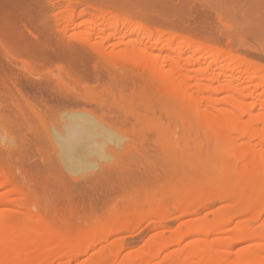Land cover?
<instances>
[{"label":"bare ground","instance_id":"6f19581e","mask_svg":"<svg viewBox=\"0 0 264 264\" xmlns=\"http://www.w3.org/2000/svg\"><path fill=\"white\" fill-rule=\"evenodd\" d=\"M123 5L0 0V122L10 121L9 112L21 115L24 150L21 183L0 158V191L6 189L0 204L17 194L25 214L0 211V264H69L63 260L89 254L102 240L151 220L164 227L177 220V213L192 215L216 198L227 202L216 213L218 232L235 222L233 236L199 238L167 252L176 241L161 232L136 252L122 255L120 241L122 246L101 248L81 264H264V243L234 248L242 239H264V227L257 231L251 222L259 221L264 202L258 215L247 216L257 207L256 190L264 187V111L254 113L264 91L245 84L264 83V65L235 53L245 43L230 47L229 38V48L209 44L227 37L223 31L228 30L213 38L210 32L211 39L205 33L195 38L184 35L188 29L179 23L178 29L168 10L161 8L158 16ZM158 20L165 30L154 29ZM193 31L189 35L197 34ZM15 56H21V64ZM235 64L246 68L231 79L227 72H235L238 67L229 68ZM17 65L21 72L15 71ZM219 92L227 95L218 97ZM250 98L259 101L247 102ZM38 133L59 152L74 148L100 158L88 180L78 178L77 169L61 170L60 161L36 141ZM211 135L221 142L213 145ZM194 142L201 146L193 154ZM181 149L187 156L181 153L178 164ZM42 183L60 194L75 191L68 196L67 217L46 220L47 204L31 209L39 205L35 190ZM82 194L92 198L86 201ZM205 222L192 219L191 232L212 233Z\"/></svg>","mask_w":264,"mask_h":264},{"label":"rangeland","instance_id":"374dc122","mask_svg":"<svg viewBox=\"0 0 264 264\" xmlns=\"http://www.w3.org/2000/svg\"><path fill=\"white\" fill-rule=\"evenodd\" d=\"M120 1L122 2V4H124L122 9H124V6L125 7L129 6L128 7L129 11H130V8L132 11L137 10V12L139 11V9H141L143 12H145V10H146V12L151 10V11H153V13H154V11H155V13H158V16H159L160 12H164L163 10L160 11L161 8L166 10V12L168 10L169 13H167V14H169V19L170 20L172 19L171 21L173 23L175 22L174 24H176L177 27L179 26L178 25V23H179L184 28L188 29L187 30L188 32L185 33L184 35L187 34L188 36H193L195 38L197 36L204 35L203 33H205L206 37H208L209 35H211L212 32H214L212 34V38L217 36V34H218V36L219 35L220 36H223V35L227 36L228 35L227 37H219V38L215 37V39H217V40L222 38V39H220L221 42H217L218 44L213 43V42L217 41V40L215 41V39L212 40L213 42L208 40V43L211 42L209 44L218 45V47L224 46V48L226 46H228L229 42H230V44L232 43L231 45L229 44L230 47H232L233 45H236V44L239 45L240 43L241 44L245 43L247 45H245L244 47H243V45H240L237 47L235 46L237 49L236 48H234V49L231 48V49H233L235 51V53L238 54L240 57H243L252 63L254 62L257 64H263L264 65V12H263L264 11V5H263L264 0H130L129 4H128V0H125V1L120 0ZM120 1L118 2V0H115V3L118 4L119 7L122 6ZM126 1H127V3L125 4ZM257 6H258V8H257ZM251 8H254V9H251ZM260 9L261 10L263 9V11H262L263 13H261V11H259ZM158 11H160V12H158ZM161 14L163 15L164 13H161ZM161 14H160V16H161ZM163 17H165V16H163ZM161 20H163L162 17H161ZM157 22H159V20L156 22H152V24L154 23V26H153L154 29H156L158 24H160V25L163 24V26H164V22L161 21L162 24L161 23L157 24ZM146 25H147V23H146ZM149 25H151V24H149ZM166 25H168V24H166ZM174 26L175 25H173V27ZM159 27H160V29L165 30L164 29L165 27L161 28V26H158L157 28H159ZM166 27L168 28V26H166ZM177 27H174V28H176L175 31H177ZM181 27H178V29L179 28L182 29ZM171 28H172V24H171ZM184 28L182 30L183 32L186 31ZM191 28L194 30H196V29L197 30L193 31ZM198 28H200V29H198ZM201 29H203V31H201ZM223 29L228 30L230 33L227 31H223ZM166 30H168V29H166ZM198 30H199V32H202V33L199 34ZM173 31H174V29H173ZM189 31H193L194 33H197V34L195 35L193 33H190L191 35H189ZM222 31L224 32L223 35H222ZM177 32L180 33L179 30ZM215 33H216V35H215ZM258 34L261 35L262 37H260ZM233 37L235 39H233ZM240 38H241V40L245 39L244 42H240L237 40V39L240 40ZM149 39L150 38H148L146 40H149ZM154 39L155 38L153 37L150 40H154ZM210 39H211V37H210ZM227 39H229L230 41L227 42L228 41ZM232 39L234 41L235 40L236 41L231 42ZM226 48H229V47H226ZM235 53H233V54H235ZM15 57L18 58L17 64H21V56H15ZM230 66H229V68L234 67L235 69H237L236 67H238V69L235 72L228 71V69H227L228 74L229 73L233 74L231 76V79L238 78V76L241 75V72H239V71L246 68V66L245 67L244 66H237L236 64L230 65ZM251 70H253V69H251ZM15 71L21 72V67L17 65V68H15ZM243 74L245 77L249 78L250 73H243ZM245 84H247V85L250 84L252 89H256L255 86H258V90L256 89V91H255L256 93H261L260 91H264V83L261 81V79H254V80L246 81ZM262 93H264V92H262ZM224 94L227 95V93H224V92L217 93L218 97L219 96L222 97ZM257 98H250L249 100L247 99V102L258 100L259 98L258 99ZM262 98H264V96L260 97V99H262ZM258 101H256V102L259 103ZM263 101H264V99H263ZM263 101L260 100V103L258 105L259 108L254 111L255 114L262 113L264 111V102ZM9 113H10V115H12L10 118V121L6 120L4 122H0V158H2L3 161L10 167L11 172L15 175V177L17 176L16 178H18L19 182L21 183V153H24V150L21 149V115L16 114V113L11 114L12 112H9ZM7 114H8V111H7L6 115ZM245 118L249 119L248 115ZM7 119H8V117H7ZM56 129H57L59 134L65 133V131L60 127H57ZM41 130H43L42 126H40V131ZM38 131H39V128H38ZM40 131H39V133H40ZM39 133H38V136L36 137L37 138L36 141L38 142V144L41 147H43L45 145V147L48 151V155L50 157H52L55 161H58V162L60 161L61 165L59 166V168L61 170H67V172H68L70 168L77 169L75 171L79 172V174H77V175H79L78 178H82L83 179L82 181L88 180V178L91 176V173H93V170H94L92 166L95 163L100 162V158H98L96 155H86L83 152H80V153H83L81 155L77 151H75L74 148H71L67 151L66 150H60V152H59V151L54 149L53 144L50 141L46 142L49 139H46V141H45L44 136H42V135L40 136ZM41 133L44 135V130ZM236 135L237 134L234 133V136H236ZM45 136L47 138L46 133H45ZM213 136L211 135V141H213V145L215 144L214 141L216 143H219L220 140L219 139L217 140L216 137H213ZM230 136L232 137L233 133L230 134ZM38 137L41 138V139L39 138V141H38ZM42 138H43V140H42ZM211 141H210V147L212 145ZM238 141L241 142L240 140H238ZM194 144H195V142H194ZM36 146H37L36 144L33 145V148H36ZM200 146H201V144L198 142L195 144L194 147H190L191 149L194 148L193 154L195 152H197V149H199ZM185 147H183L184 150L186 149L188 154H189V149H190V148L188 149L189 146H187L186 148ZM203 147L205 148V146H203ZM263 147H264V143H263ZM184 150L181 149L182 152L179 151L177 153L178 164L181 163V160H182L181 153L183 154L184 158H186V156H187V153ZM25 151L27 152V150H25ZM183 151H184V153H183ZM185 153H186V155H185ZM221 161H223V159L222 160L219 159V162H221ZM221 163L223 164V162H221ZM216 164H217V166H219L218 163H216ZM178 166H181V165H178ZM174 183H177V181L172 182V184H174ZM187 184H188V181H185V182L179 183V186L180 185L185 186ZM37 187H36V189H37ZM259 188L260 187H258V189L256 190V193H255V196H257L256 200L258 201V202L256 201L257 204L255 203V205H257V207H255L253 209V211L249 212V214H247V216H249V215L254 216L255 214L258 215L257 211H259L262 207L261 205H263L264 187H262L260 189ZM4 190L6 191V189H3L0 191V193L3 192ZM214 190H216V188ZM35 191H36L37 199L39 201V205L32 206L31 209L36 210L39 208L40 210H42L43 205L47 204L48 207H46V209L48 212L44 214L45 215L44 217L46 220H53V221L58 222L61 219L65 218L69 215V208H68L69 206H68L67 200H68V196L70 194L75 193L74 190H71L70 192H64V193L62 192V194H60L59 191H57L55 188L53 189V187H51L49 184L42 183V184H40L38 189ZM258 191L260 192V194L257 193ZM223 194H224V192H223ZM11 196H12V198L9 197V201L8 200L3 201V202H7L6 204H3L1 202L2 204H0V211L1 212L4 211L5 213L10 214L12 216L24 217L25 214H21V206L18 205V203L20 204V202H17V201H19L18 195L13 194ZM82 196H83V199H85L86 201H89L90 198H92L91 196L89 197V194H85V195L82 194ZM259 197H261V198H259ZM225 201H226L225 199L220 200V199L216 198L214 201L208 202V204L206 206H203L202 208L199 207V210L192 215L189 214V215H185V216H179V214L177 213V220L167 221L168 223L166 222L165 226L161 227V228L155 227L154 222L152 220L150 222H144L132 231H123L120 234H117V235L110 237L108 240H102V241L98 242L96 244L97 246L95 248H93L89 252V254H87V255L80 256L79 258H76V259L74 258L71 261L69 260V258H66L63 261L67 260L66 262H69V264H81L84 262L83 261L84 259H86V258H87L86 260L89 259L90 254L92 256V252H98L99 250H101V248L113 247L111 249H113V250L116 249V247H118L117 245H120V243H121L120 241H122V244L124 246V250L122 252V255H126L127 252H129V251L133 252V250H134V252H136L137 250L144 248L148 244V242L151 239H153L154 236H156L157 234H159L161 232L165 233V235L168 238L176 241L175 244H173V246L171 247V249H169L167 252H169L170 250L172 251L175 249L179 250L181 248H184L190 242H192L193 240L199 239V238H205V239L212 240L216 237H230L231 234L233 236V234L238 230V229H235V224H236L235 222L232 223L231 225H228V227L225 228L226 231L218 232V230H221L220 228H222V227H221V225H219V222H218L219 220H217L216 213H218L219 210L224 208L223 207V206H225L224 204H227V202L225 203ZM86 210L88 211V208ZM23 211L25 213L28 212L25 210H23ZM176 212L177 211L175 208L171 209V213L176 214ZM259 218H260L259 221L256 223H255V221H251L256 226L257 231H260V229L264 227V212H261V215ZM192 219L199 221V222L206 221L204 223L205 226L208 227L209 229H213L214 231L212 233H210L209 235L199 234V233H195L193 231L191 232L192 228L189 226V223ZM206 223H208V224H206ZM88 224H90V223H88ZM72 227L75 228L76 226L72 225ZM236 227H237V225H236ZM64 230H65V227H64ZM65 231H67V230H65ZM65 231H63V232H65ZM97 232H98V234L101 233L98 230H97ZM98 234H96V236H98ZM228 239H227V241H228ZM235 241H238V239ZM260 242L262 244L264 243V239L261 237L252 238V239H242L238 242H234V244H235L234 248H235V250H237L239 248L241 249V248L248 246V245L256 246L255 244L260 243ZM227 245L229 246V242ZM120 246H122V245H120ZM226 248H228V247H225V246L221 247L222 250H225ZM111 249L110 250L108 249V251L110 252ZM105 250H107V249H105ZM96 254L94 253V255H96ZM160 264H164V263H160Z\"/></svg>","mask_w":264,"mask_h":264}]
</instances>
